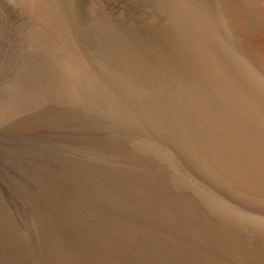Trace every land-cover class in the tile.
I'll return each instance as SVG.
<instances>
[{
    "label": "bare ground",
    "instance_id": "bare-ground-1",
    "mask_svg": "<svg viewBox=\"0 0 264 264\" xmlns=\"http://www.w3.org/2000/svg\"><path fill=\"white\" fill-rule=\"evenodd\" d=\"M243 1L0 0V264H264ZM150 2L181 25L166 63Z\"/></svg>",
    "mask_w": 264,
    "mask_h": 264
},
{
    "label": "rangeland",
    "instance_id": "rangeland-1",
    "mask_svg": "<svg viewBox=\"0 0 264 264\" xmlns=\"http://www.w3.org/2000/svg\"><path fill=\"white\" fill-rule=\"evenodd\" d=\"M197 1L205 5L208 0H197ZM243 2L245 4H241L242 6L239 5V8L241 10L238 9V11H240V13L242 12L241 14L243 15V16H239L241 17L239 19V30L241 27H243L242 30L244 31V32L242 30L240 31V33H242L243 35V36L241 35V37H243L242 40L244 43L246 41V44H248L247 46H250L252 50H253V46H256L258 44L260 47L257 45L256 47H254V51L257 48L256 52H259L257 53V55L259 54L258 56L262 59L264 58V52H263L264 51L263 50L264 48V29H263L264 28V17L262 16L264 15L262 14L264 12V6H263V10L258 8L257 10L251 12L250 11L251 6H252L251 0H247V1L244 0ZM259 9H260V12H259ZM248 12H251V14L249 13V16L251 19H249V17L247 18L246 16ZM200 13H204L207 16L205 20L207 21L209 20L208 17H209L210 12H208L207 10L201 7L199 14ZM253 13H255L256 15L255 14L253 15ZM174 14H175L174 12H170L168 9L163 10V9L156 7L153 2L149 3L148 8L143 13L145 20H146V24L152 32V44L155 46L158 52V55L160 56V58L164 60L165 63L168 62L170 58L175 57L176 55L178 56V54L181 52V46L179 49L176 46L179 40H178L177 33L174 30V26H181V25H179L178 22L173 18ZM259 14L263 18H261ZM205 15H202V16L205 17ZM244 20L247 21L248 23L247 22L244 23L243 22ZM250 21H251V25H250ZM262 61L264 62V59ZM178 154H179L178 150L176 149V147H174L172 151L173 160L176 162L177 169L180 171L182 170L184 172L186 170V163L180 157V154L179 156ZM180 171H176L175 168H173L171 169L170 174L174 177L173 181L176 184L185 185L186 175L182 172L184 174V177L181 178L178 174V173H181ZM20 208L22 209V211L25 210L24 206H20ZM22 221L25 222V219L23 218Z\"/></svg>",
    "mask_w": 264,
    "mask_h": 264
}]
</instances>
